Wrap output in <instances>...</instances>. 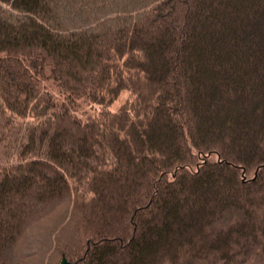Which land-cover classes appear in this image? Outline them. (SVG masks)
<instances>
[{
  "label": "trees",
  "instance_id": "trees-1",
  "mask_svg": "<svg viewBox=\"0 0 264 264\" xmlns=\"http://www.w3.org/2000/svg\"><path fill=\"white\" fill-rule=\"evenodd\" d=\"M262 163L264 0H0V264H241Z\"/></svg>",
  "mask_w": 264,
  "mask_h": 264
},
{
  "label": "rangeland",
  "instance_id": "rangeland-1",
  "mask_svg": "<svg viewBox=\"0 0 264 264\" xmlns=\"http://www.w3.org/2000/svg\"><path fill=\"white\" fill-rule=\"evenodd\" d=\"M129 97H130L129 93L127 91H123L114 100V102L109 106V110L112 112L116 111L121 105H123L124 103H126V101L129 100ZM81 107L83 108V111H84V114L81 115L83 118H86L87 116H89V117L95 116L99 110L98 106L85 105V103H83V102L81 104ZM240 111H241V109H240ZM247 113L248 112H246L245 114H247ZM250 142H252V141H250ZM246 143L249 144V139H248V142L246 141ZM252 143H253V145L255 144L254 141ZM201 158L202 157H200L198 162L199 161L202 162L203 159H201ZM208 160L211 162H214V161H217V157L215 155H212L208 158ZM198 162L195 163L194 165L190 166V169L192 171H196V169L199 167ZM263 168H264V163L260 164L259 166L253 167V170L251 172H244L243 167L237 166V170L240 172L239 175H240L241 181H243L247 184L249 182H251V180L256 179L258 172H260V170ZM260 209H264V208L261 207ZM261 250H262L261 252H258L256 249H254V250H251L248 253H246L245 257L241 261V264H264V248ZM55 259H57V255H55ZM62 259H65V258L63 257ZM62 259H60V258L58 259V260H60L59 264H61ZM67 261L68 260H66V264H67ZM195 264H209V263L208 262H197Z\"/></svg>",
  "mask_w": 264,
  "mask_h": 264
},
{
  "label": "water",
  "instance_id": "water-1",
  "mask_svg": "<svg viewBox=\"0 0 264 264\" xmlns=\"http://www.w3.org/2000/svg\"><path fill=\"white\" fill-rule=\"evenodd\" d=\"M61 264H66V260L62 259Z\"/></svg>",
  "mask_w": 264,
  "mask_h": 264
}]
</instances>
